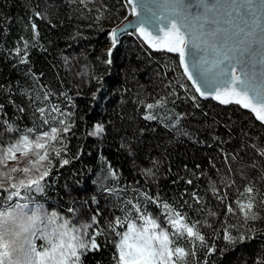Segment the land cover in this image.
Masks as SVG:
<instances>
[{
	"label": "trees",
	"instance_id": "obj_1",
	"mask_svg": "<svg viewBox=\"0 0 264 264\" xmlns=\"http://www.w3.org/2000/svg\"><path fill=\"white\" fill-rule=\"evenodd\" d=\"M130 9L0 0V225L11 234L17 216L41 248L73 238L76 264H120L142 216L168 230L178 264H264V124L199 98L179 55L135 33L110 58ZM157 101L181 115L175 128L145 118ZM28 144L45 145L18 160L30 171L1 168Z\"/></svg>",
	"mask_w": 264,
	"mask_h": 264
},
{
	"label": "water",
	"instance_id": "obj_2",
	"mask_svg": "<svg viewBox=\"0 0 264 264\" xmlns=\"http://www.w3.org/2000/svg\"><path fill=\"white\" fill-rule=\"evenodd\" d=\"M110 33V58L135 33L154 51L179 55L198 97L254 114L264 124V0H127Z\"/></svg>",
	"mask_w": 264,
	"mask_h": 264
},
{
	"label": "rangeland",
	"instance_id": "obj_3",
	"mask_svg": "<svg viewBox=\"0 0 264 264\" xmlns=\"http://www.w3.org/2000/svg\"><path fill=\"white\" fill-rule=\"evenodd\" d=\"M144 116L151 122L157 121L171 129L181 121V115L170 110L161 101L150 104L145 110ZM44 146V144H39L34 147L28 144L23 151L8 152L5 155L6 160L1 163V168H11L12 166L11 170L20 168L30 171L29 168H26L25 163H18V160L30 154L32 149H40ZM9 178L8 181L11 184V177ZM16 217L7 218L13 220L14 223L19 222L11 234L6 233L3 225H0V264H76L77 243L73 238H70L66 243H54L49 247L41 248L43 245L39 242L41 234L32 231L33 222L27 221L23 224L22 219ZM167 223L175 230L186 228L189 233L193 232L188 223L173 213L169 212ZM159 225L148 217L141 216L135 219L128 227L125 236L119 240L120 264H178L169 243L168 230ZM177 255L178 258L182 253Z\"/></svg>",
	"mask_w": 264,
	"mask_h": 264
}]
</instances>
